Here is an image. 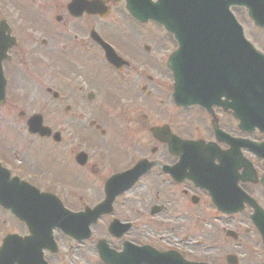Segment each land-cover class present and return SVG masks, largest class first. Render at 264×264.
I'll list each match as a JSON object with an SVG mask.
<instances>
[{
    "label": "flooded vegetation",
    "instance_id": "af4514ba",
    "mask_svg": "<svg viewBox=\"0 0 264 264\" xmlns=\"http://www.w3.org/2000/svg\"><path fill=\"white\" fill-rule=\"evenodd\" d=\"M174 41L161 24L132 17L126 0H0V135L14 130L15 117L16 131L43 146L0 147V165L58 201L31 203L24 221L0 206V248L9 235H32L8 241L0 264H114L127 244L175 253L177 264H264L263 160L241 149L250 167L232 185V165L222 160L232 147L217 140V111L236 119L217 105L174 102L160 54ZM109 100L123 106L116 118L93 106ZM31 117L43 136L28 131ZM195 119L203 125L191 134ZM224 131L264 142L237 121L234 133ZM66 134L79 138L57 146ZM101 241L110 250L104 260Z\"/></svg>",
    "mask_w": 264,
    "mask_h": 264
},
{
    "label": "water",
    "instance_id": "95a60500",
    "mask_svg": "<svg viewBox=\"0 0 264 264\" xmlns=\"http://www.w3.org/2000/svg\"><path fill=\"white\" fill-rule=\"evenodd\" d=\"M230 6L245 7L253 22L264 27V0H127V8L133 17L161 23L174 35L178 43L177 49L168 60L175 80L173 98L176 104H199L206 107L216 104L233 112L234 117L239 120L241 130L251 131L257 127L264 132V54L258 52L244 38L242 27L231 13ZM105 56L111 63L118 59L112 49H106ZM28 129L41 134L44 131L34 118L28 121ZM217 139L226 141L233 147L227 152L229 155L222 158L232 165L228 175L233 176V186L238 177L248 175L247 172L237 175V170L243 166L250 167L249 162L240 154V146L247 147L264 160V143L235 139L219 128ZM222 175L225 172L222 171ZM133 181L134 179L129 184ZM262 183L264 184V173ZM33 192L39 194L17 178L9 179L7 172L0 167V205L10 208L20 220H25L28 211L34 210L31 203L35 202V195H30ZM47 197L49 196L40 193L38 198L43 200ZM101 206L90 211L95 212L93 221L101 214V210L98 211ZM38 208L43 209V213L49 208L53 209L49 205ZM59 227L66 233L73 234L71 223L61 221ZM29 229L34 233L30 227ZM30 239L9 236L4 239L0 252L6 250L7 241ZM97 248L100 257L106 259L110 250L104 242L101 241ZM124 251H131L132 255L124 254ZM124 251L117 255L119 261L116 260L114 264H121L120 258L123 256L127 257L126 264L178 262L175 260V253H156L147 246L127 244Z\"/></svg>",
    "mask_w": 264,
    "mask_h": 264
},
{
    "label": "rangeland",
    "instance_id": "374dc122",
    "mask_svg": "<svg viewBox=\"0 0 264 264\" xmlns=\"http://www.w3.org/2000/svg\"><path fill=\"white\" fill-rule=\"evenodd\" d=\"M231 11L234 14L236 20L242 26L245 38L253 45V47H255L259 52L264 54V28H260L252 22V20L247 15L246 8L240 7V6L239 7L238 6H232ZM110 17H114L116 19V17L119 18V15L113 14V15H110ZM142 32H144V31H142ZM172 47L175 48V41H174L173 45L171 43L166 44V47L160 51V54L164 55V56H162V63L166 62V59L171 54L170 51H171ZM153 57L154 56H152V57L150 56V59H152ZM107 89L110 91L111 87H109L107 85ZM141 95L143 96L144 94H141ZM114 96L116 97L118 95L115 94ZM152 96H156V95H152ZM93 106L95 108L100 106L99 112H101L103 114H107L110 118H112L113 116H116L118 113L121 112L122 104H120L119 101L116 102V101L109 100L103 105H93ZM217 113H220L219 115H217L219 126H221V128L223 130L234 133V132H232V129L233 130L235 129L236 121L231 116H229L228 114H223L222 112H218V111H217ZM113 118H116V117H113ZM13 119H14L13 122L15 125L14 130L6 133L5 135L3 133V136L0 135V147L1 148H43V146L41 144L28 141L26 134L24 132L21 133V132L16 131L19 124L16 122L15 117ZM195 122H196L195 124L190 125L191 134L194 133L193 130L195 128H197V127L200 128L203 125V122L201 119H199V120L195 119ZM78 138L79 137L74 138V136L66 134L65 137L63 138V140H64L63 144L57 145V146H59L61 148H68L69 146H71L74 143V140L78 139ZM77 142L79 144V141H77Z\"/></svg>",
    "mask_w": 264,
    "mask_h": 264
}]
</instances>
